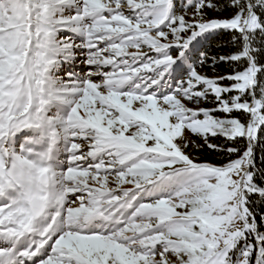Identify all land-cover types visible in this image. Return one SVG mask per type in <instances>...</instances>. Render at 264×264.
I'll list each match as a JSON object with an SVG mask.
<instances>
[{"label":"snow or ice","instance_id":"obj_1","mask_svg":"<svg viewBox=\"0 0 264 264\" xmlns=\"http://www.w3.org/2000/svg\"><path fill=\"white\" fill-rule=\"evenodd\" d=\"M0 264H264V0H0Z\"/></svg>","mask_w":264,"mask_h":264},{"label":"trees","instance_id":"obj_2","mask_svg":"<svg viewBox=\"0 0 264 264\" xmlns=\"http://www.w3.org/2000/svg\"><path fill=\"white\" fill-rule=\"evenodd\" d=\"M222 15H227V13H223ZM228 40V37L226 36H222V37H219L216 41L213 42V46H216V45H219V44H226ZM217 71L220 73V74H223L225 71H227V66L225 65H222L220 66ZM212 159V158H210ZM259 153H258V159H257V163L259 164Z\"/></svg>","mask_w":264,"mask_h":264}]
</instances>
